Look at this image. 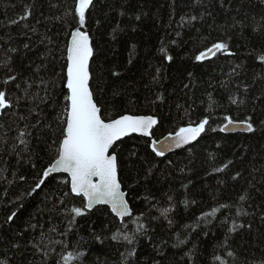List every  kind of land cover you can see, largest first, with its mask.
Instances as JSON below:
<instances>
[{
	"label": "trees",
	"instance_id": "obj_1",
	"mask_svg": "<svg viewBox=\"0 0 264 264\" xmlns=\"http://www.w3.org/2000/svg\"><path fill=\"white\" fill-rule=\"evenodd\" d=\"M94 4L87 30L93 37L91 69L98 102L109 116L127 111L156 115L160 121L153 137L133 134L120 144L123 190L134 211L147 214L141 222L148 231L138 237L134 264H219L215 255L230 264H261L264 127L259 121L264 119V62L256 55L264 46V31H253V26L262 22L264 0H94ZM25 5L32 15L18 24L10 23L23 14ZM73 6L74 0H0V59L17 48L10 55L18 72L32 76L43 63L47 69H41L37 82L39 77L56 81L44 102L29 99L19 105L26 122L36 124L27 151L16 139L17 123L23 127L25 121L12 114L0 117V124L5 125L0 129V259H8L9 264H61L58 242L63 239L70 242V248L79 243L86 253L82 264H125L121 253L131 247L110 238L120 221L104 205L77 217L72 231L66 237L60 235L68 227L65 210L84 203L82 197L64 195L69 192L66 174H52L45 185L31 191L55 155L51 140L59 133L46 126L57 128L56 115L66 94L60 82L65 63L61 57L76 25L64 14ZM190 15L198 19L188 23ZM219 40L227 41L234 55L217 53L202 62L195 60L199 51ZM162 44L173 56L171 62L160 54ZM114 71L120 75L114 76ZM42 87L38 84L33 91ZM13 90L10 85L9 91ZM233 97L246 103L232 104ZM205 115L210 116V127L193 144L163 157L151 150V139L160 140ZM226 115L237 121L252 116L257 131L224 133ZM228 161L231 164L223 172L213 171ZM237 172L240 175L233 179ZM245 190L250 198L240 202L238 196ZM169 196L175 205L169 214L174 221L171 227L163 218L152 219L159 216L158 209L169 206ZM222 204H243L253 214L237 217L233 207L222 208L215 217L197 219ZM13 212L17 215L9 221ZM225 218L228 223H222ZM232 220L244 227L229 234L227 248L216 247L224 241ZM127 223L134 230L131 221ZM41 231L46 234L43 240ZM177 233L187 243L177 247ZM37 244L50 255L38 251ZM227 251L234 252V257H227Z\"/></svg>",
	"mask_w": 264,
	"mask_h": 264
},
{
	"label": "snow or ice",
	"instance_id": "obj_2",
	"mask_svg": "<svg viewBox=\"0 0 264 264\" xmlns=\"http://www.w3.org/2000/svg\"><path fill=\"white\" fill-rule=\"evenodd\" d=\"M201 0H196L200 3ZM94 0H74V6L68 9L64 18L71 17L75 22L74 29L69 33L70 39L64 48L65 55L61 57L65 61L61 65V73L63 74L61 83L66 90L63 96V104L59 106L60 111L56 115L57 128L53 129L52 124L46 127L48 130L59 135L56 139L51 140V145L54 147V157L52 162L47 165L39 174L31 191L35 192L45 185L46 181L52 176L53 173H66L69 177L66 184L69 186V192L64 193L65 196L72 194L77 197L83 198V205L80 207L72 206L70 209L65 210V215L68 217V227L60 235L66 237L72 231L76 224V218L86 215L96 205L110 206L111 213L115 215L120 221V227L111 235L114 241L126 242L130 248L126 247L125 252L121 253L125 264H134L133 258L136 256V244L140 235H146L148 231L147 225L141 221L147 217L145 212L136 213L129 203L127 193L122 190L121 182V161L120 144L123 138L130 137L133 134H139L143 137H153V129L160 123L156 115H138L131 112H122L115 116L106 115V110L98 102L94 87H93V72L91 69V61L94 56L93 37L87 30V17L90 14V9L94 8ZM32 15V9L25 5L23 14L18 19L11 20L10 23L18 24L21 21H26ZM202 18V17H201ZM136 19H140L137 15ZM181 23L185 22V17H181ZM198 19L196 15H190L187 19L188 23ZM241 27L245 25L239 22ZM235 26V25H234ZM24 27H28L27 24ZM31 31L35 32L36 29L32 28ZM253 31H264V17L262 22L253 26ZM179 34V33H177ZM174 43V41H173ZM25 49L29 45H23ZM133 49L135 45L132 46ZM17 48H11L5 54L3 59H0V117L12 114L17 117L18 121H25L23 127L17 123L16 131L20 145H24V150L27 151L31 143L32 129L36 124H29L27 117L21 115L18 111L19 105L22 100H32L34 103L39 100L41 103L47 99L49 95V88L56 86V81H45L43 77H39L37 82L36 77L39 75L41 69H47L46 64L36 66L35 74L32 76H24L13 67V59L10 53L17 52ZM160 54L168 62L173 60V56L168 53L166 47L161 46L159 49ZM217 53L234 55L230 51L229 43L225 40H219L211 44L210 47L205 48L195 56L196 61H204L217 55ZM47 55H51L49 51ZM129 63H131L130 53ZM256 59L264 62V46L260 50ZM114 76H119L120 73L114 71ZM191 75V74H189ZM159 76V69H157V77ZM155 79V78H154ZM43 85L38 91H33L37 86ZM14 86L13 91H9V86ZM44 95L41 96L40 92ZM247 91V88H245ZM116 93H114L115 95ZM160 99H163L161 96ZM232 104H244L246 101L233 97ZM211 108L212 105L210 104ZM30 113L35 109H30ZM226 123L223 124L221 131H229L230 127H242L248 133H255L257 131V121L252 116H247L244 120H234L231 115H226L224 118ZM39 124V120H37ZM260 127H264V119L259 121ZM5 125L0 124V129H4ZM210 127V116L205 115L198 122L189 121L186 126H180L174 133H169L162 141L151 139L150 148L156 156L163 157L166 150L172 147L180 148L184 145L191 144L197 141L207 128ZM215 130V129H213ZM6 135V134H5ZM3 139V137H0ZM16 144H13L12 149L15 150ZM131 155V154H130ZM231 161H228L220 168H215V172H223L228 168ZM35 167V165H33ZM240 175L239 172L236 179ZM247 190L238 196L240 202H245L249 199ZM170 203L166 208L158 209L159 216L152 217L153 220L161 218L167 220L168 225L171 227L174 221L169 218V214L175 210V205L171 203L172 197H168ZM187 206L188 201H184ZM195 203V201H192ZM63 204V201H61ZM154 206V205H153ZM236 207V216H250L253 213L244 209L243 204L235 206L232 204H222L219 207H213L211 211L204 212L201 217L197 219H208L215 217L222 208L230 209ZM17 215L13 212L8 216V220L12 221ZM127 221H131L134 230L130 229ZM222 223H228L225 218ZM30 228H35L36 225H29ZM190 227V226H185ZM243 224H237L235 220L231 221V227L225 234L224 241L217 245L218 248H227L229 234L243 228ZM250 227V225H249ZM55 231V229H53ZM177 235L176 246L187 243L185 239L179 238ZM46 237V234L41 231V240ZM97 240L101 238L96 237ZM62 248L60 254L61 264H82L83 257L86 255L84 251L80 250L79 243L71 246L67 239L58 242ZM15 247H19L16 245ZM38 251L44 256L50 255V252H45L40 244L34 245ZM54 252L55 249H51ZM191 256V253H188ZM234 252L227 251V257H234ZM219 264H230L226 258L219 255L213 257ZM0 264H9L8 259H0ZM264 264V261H261Z\"/></svg>",
	"mask_w": 264,
	"mask_h": 264
},
{
	"label": "water",
	"instance_id": "obj_3",
	"mask_svg": "<svg viewBox=\"0 0 264 264\" xmlns=\"http://www.w3.org/2000/svg\"><path fill=\"white\" fill-rule=\"evenodd\" d=\"M224 133H237V132H246V131H244V129L242 128V127H230V130L229 131H227V132H225V131H223ZM137 135H139V134H137ZM167 136V135H166ZM165 137V136H164ZM164 137L163 138H161L159 141H162L163 139H164ZM126 138V137H125ZM124 139V138H123ZM194 142H192L191 144H193ZM191 144H188V145H184V146H182V147H180V148H176V147H172V148H170L169 150H166V152H165V155H168V154H171V153H173V152H175V151H178V150H181V149H183V148H185V147H187V146H189V145H191ZM53 174H62V173H53ZM63 174H66V173H63ZM67 175V174H66ZM68 176V175H67ZM69 178V177H68ZM122 190H123V187H122ZM124 191V190H123ZM127 193V192H126ZM102 205V204H101ZM96 206H98V205H96ZM95 206V207H96ZM104 206H107V207H109L110 208V206H108V205H104ZM94 207V208H95Z\"/></svg>",
	"mask_w": 264,
	"mask_h": 264
}]
</instances>
